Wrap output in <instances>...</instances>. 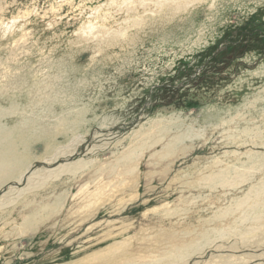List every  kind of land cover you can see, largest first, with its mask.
Segmentation results:
<instances>
[{
	"label": "rangeland",
	"instance_id": "obj_1",
	"mask_svg": "<svg viewBox=\"0 0 264 264\" xmlns=\"http://www.w3.org/2000/svg\"><path fill=\"white\" fill-rule=\"evenodd\" d=\"M148 1L0 0V125L91 160L0 187V264H264V0Z\"/></svg>",
	"mask_w": 264,
	"mask_h": 264
},
{
	"label": "bare ground",
	"instance_id": "obj_2",
	"mask_svg": "<svg viewBox=\"0 0 264 264\" xmlns=\"http://www.w3.org/2000/svg\"><path fill=\"white\" fill-rule=\"evenodd\" d=\"M148 1V0H147ZM159 1V0H158ZM165 0H163V2H164ZM146 2V1H145ZM148 2H150V1H148ZM151 2H153L152 0H151ZM157 2V1H156ZM162 2V3H163ZM169 2V1H168ZM171 2V1H170ZM119 3H120V1H119ZM155 3V2H154ZM143 4H144V0H143ZM165 4V3H164ZM149 5V4H148ZM154 5H156V4H154ZM159 5V4H158ZM126 6V5H125ZM129 6V5H128ZM131 6V5H130ZM157 6V5H156ZM160 6V5H159ZM150 7V6H149ZM162 7V6H161ZM151 8H153V7H151ZM156 8V7H155ZM125 9V8H124ZM131 10V9H130ZM151 10V9H150ZM159 10V9H158ZM157 10V11H158ZM123 12V11H122ZM134 12V11H133ZM155 12V11H154ZM145 14H147V13H145ZM140 15H142V14H140ZM136 16V15H135ZM138 23V22H137ZM96 24H97V22H96ZM102 29V28H101ZM108 30V29H107ZM118 30V29H117ZM8 32V31H7ZM94 33V32H93ZM101 33H102V31H101ZM14 34V33H13ZM103 34V33H102ZM128 34V33H127ZM12 35V34H11ZM10 35V36H11ZM88 35V34H87ZM23 37V36H22ZM26 37H27V35H26ZM24 38V37H23ZM27 40V39H26ZM25 41V40H24ZM19 42H20V39H19ZM27 42H28V40H27ZM29 42H30V40H29ZM15 43V45H16V42H14ZM18 43V42H17ZM16 47V46H15ZM17 47H20V45L19 46H17ZM23 47H24V45H23ZM2 50V49H1ZM14 51V50H13ZM2 52V51H1ZM16 52V51H15ZM15 52H14V54H15ZM3 53V52H2ZM5 55V54H4ZM12 55V54H11ZM19 56V55H18ZM20 57V56H19ZM1 60H3V59H1ZM6 60H8V58L6 59ZM15 60V59H14ZM10 61V60H9ZM8 61V62H9ZM2 63V62H1ZM11 63V62H10ZM6 64V63H5ZM1 66H3V64H0ZM8 65V64H7ZM9 66V65H8ZM11 67H13V66H11ZM6 68V67H5ZM7 69V68H6ZM11 69V68H10ZM5 70V69H4ZM16 70V69H15ZM0 74L2 73V71L3 70H1L0 69ZM10 72L12 71V70H9ZM5 72H6V70H5ZM12 75V74H11ZM1 77L3 76V75H0ZM7 77V76H6ZM10 77V76H9ZM13 77V76H12ZM16 79H17V77H15ZM11 81V80H10ZM17 81V80H16ZM2 82V80L0 81V83ZM14 82H15V80H14ZM25 82H27V80L25 81ZM12 83V82H11ZM16 83H19L18 81L16 82ZM5 84H6V82H5ZM4 84V85H5ZM9 83H8V81H7V85H8ZM1 85H3L2 83H1ZM3 85V86H4ZM7 85H5V86H7ZM14 86V85H13ZM2 89H3V87H1ZM5 88V87H4ZM7 88H8V86H7ZM1 89V90H2ZM6 89V88H5ZM0 90V91H1ZM3 92H4V90H3ZM14 92V91H13ZM11 94V93H10ZM16 95H18V94H16ZM1 98H2V96H0ZM17 99V98H16ZM9 104V103H8ZM14 104V103H13ZM15 105V104H14ZM11 106V105H10ZM2 108V107H1ZM42 109V108H41ZM1 110V109H0ZM44 110V109H43ZM3 111V110H2ZM4 112V111H3ZM3 112H1V114L3 113ZM43 112V111H42ZM46 112V111H45ZM50 112V111H49ZM9 113V112H8ZM40 113V112H39ZM16 114V113H15ZM9 117H11V116H9ZM4 118H5V116H4ZM70 118V117H69ZM73 119V118H72ZM68 120V119H67ZM26 121H28V120H26ZM30 121V120H29ZM63 121V120H62ZM2 123V122H1ZM23 123H25V122H23ZM26 124V123H25ZM38 124V123H37ZM5 125V124H4ZM4 125H0V187H2V186H4L6 183H8L9 181H12V180H18V181H21V179H22V182L21 183H26V186H25V188H29L28 190L26 189L25 191H21L22 193H24V192H28L30 189H35V187L37 186V185H40V184H43L44 182H46L47 180H49V179H51V178H53V177H60L61 175H65V174H69V175H75V174H77L78 172H80L82 169H84V168H86L87 166H89V164H90V162H91V160H86V159H80V160H78V161H72V162H65L64 164L63 163H58L57 165H55L52 169H49V171H47V175H44L43 173H42V171H40L39 169H37V167H35L34 165H30V162H32V160L30 159V158H32V157H29V155H30V153H26L27 155H25V154H23V150H26V148H27V145H25L24 147V149L22 150L20 147H18L16 144L18 143V139H15V137H10V135H12V136H14L15 134H12V131H10V130H8L7 128H6V126H4ZM34 125H35V123H34ZM36 126H38V125H35V127ZM146 126V125H145ZM22 127V126H21ZM20 127V128H21ZM25 127V126H24ZM28 127V126H27ZM31 127H33V125L31 126ZM11 128H13V127H11ZM16 128H18V126L16 127ZM19 128V129H20ZM26 128V127H25ZM143 128V127H142ZM18 129V130H19ZM12 130H14V129H12ZM72 130V129H71ZM140 129H138L137 131H135L133 134H134V137H133V142H134V139L135 138H137L138 137V135H141V134H143L144 135V133L146 132V129H141L140 131H139ZM256 130V129H255ZM16 131V130H15ZM31 131H33V130H30V132ZM149 131V129L147 130V132ZM258 131H260V130H258ZM9 132H11V134L9 135ZM34 132V131H33ZM63 132V131H62ZM13 133H14V131H13ZM17 133V132H16ZM149 133V132H148ZM147 133V134H148ZM260 133V132H259ZM32 134V133H31ZM34 134H35V132H34ZM33 134V135H34ZM248 134V133H247ZM255 134V133H254ZM258 134V133H257ZM256 134V135H257ZM262 134H264V133H262ZM19 135V134H18ZM70 135V134H69ZM155 135V134H154ZM17 136V135H16ZM19 138L21 137V136H18ZM25 136H23V138H24ZM32 137V136H31ZM34 137V136H33ZM33 137H32V139H33ZM129 137V136H128ZM145 137V136H144ZM154 137V136H153ZM23 138H20V139H23ZM26 138V137H25ZM29 138V137H28ZM28 138H26V139H24V140H27L26 142H28ZM58 138V137H57ZM145 138H147V137H145ZM19 139V140H20ZM142 139H143V136H142ZM153 139V138H152ZM259 139H261V138H259ZM29 140H31V139H29ZM76 140V138H74V136L70 139V141H72V142H74ZM140 140V139H139ZM138 140V141H139ZM144 140V139H143ZM146 140V139H145ZM141 141V140H140ZM139 141V142H140ZM20 142H22V144L24 145V141H21L20 140ZM19 142V143H20ZM33 142H34V140H33ZM32 142V143H33ZM40 142V141H39ZM139 142H137V143H139ZM145 142V141H144ZM149 142H151V141H149ZM29 143V142H28ZM27 143V144H28ZM31 143V142H30ZM35 143V142H34ZM21 144V145H22ZM134 144V143H133ZM31 145V144H30ZM33 145V144H32ZM135 145V144H134ZM138 145V144H137ZM136 146V145H135ZM143 146V145H142ZM141 146V147H142ZM31 148V147H30ZM128 148H131V149H129L128 151H126L123 155H122V159H119L118 161H120V160H130L129 158L130 157H133V156H131V155H136V151H137V148L135 147H128ZM139 148V147H138ZM147 148V147H146ZM46 150L48 151V153H49V151H50V153H52V156H55V158L57 157V158H59V157H62V156H69L70 157V155L72 156V155H74V153H75V147L73 146V145H71V147L70 148H68L67 150H65V152L64 151H61V150H54V149H52V146H48L47 148H46ZM92 150V149H91ZM27 151V150H26ZM25 151V152H26ZM125 151V150H124ZM30 152V151H29ZM35 153V152H34ZM121 154V153H120ZM139 155H140V153H139ZM138 155V156H139ZM37 156V155H36ZM40 156V155H39ZM119 156V155H118ZM117 156V157H118ZM97 157V156H96ZM163 157V156H162ZM37 158V157H36ZM43 158V157H42ZM138 158H140V157H138ZM35 159V158H34ZM65 159V158H64ZM117 159V158H116ZM133 159H135V158H133ZM258 159V158H257ZM29 160H31V161H29ZM40 160H41V158H40ZM60 160V159H59ZM94 160H95V158H94ZM98 160V159H97ZM96 160V161H97ZM58 161V159L55 161V162H57ZM100 161V160H99ZM33 162H35V161H33ZM40 162H43V164L44 165H48L46 162H44V161H40ZM115 162H116V160H115ZM126 162V161H125ZM128 162V161H127ZM124 163L125 165L126 164H128V163H133V162H128V163ZM137 162H138V160H137ZM96 163V162H95ZM99 163V162H98ZM106 163V162H105ZM111 163V162H110ZM122 163V162H121ZM135 163V162H134ZM123 164V163H122ZM137 163H135V165H136ZM30 165V166H29ZM96 165L97 164H95V166L94 167H96ZM99 165V164H98ZM122 166V165H121ZM124 166V165H123ZM132 166V165H131ZM93 167V166H92ZM100 167V166H99ZM136 167H138V166H136ZM229 167H231V166H229ZM39 168V167H38ZM108 168V167H107ZM106 168V169H107ZM127 168V167H126ZM126 168H124V169H122V170H127ZM96 169V168H95ZM95 169H93V170H95ZM133 169V168H132ZM131 169V170H132ZM219 170L221 169V168H218ZM230 169H233V168H229V169H225V170H221L220 172H218V174H215V175H212L211 177H210V181L212 180L213 182L216 180V181H221L222 183H223V185H225V184H230L231 186L232 185H235V179H236V177H237V175H240V172L238 173V174H236V171H235V173H233L232 171H230ZM92 170V171H93ZM109 170V169H108ZM134 170V169H133ZM85 171H86V169H85ZM97 172V171H96ZM101 172H104V171H101ZM107 172V171H106ZM119 172H121L120 170H119ZM133 172V171H132ZM242 172V171H241ZM84 173V172H83ZM98 173V172H97ZM96 173V174H97ZM243 173H245V172H243ZM100 174H102V173H100L99 172V175ZM128 174V173H127ZM104 175V174H103ZM102 175V176H103ZM107 174H105V176H106ZM110 175V174H109ZM243 176H244V174H242ZM113 176V175H112ZM123 176V175H122ZM121 176V177H122ZM241 176V175H240ZM104 177V176H103ZM102 177V178H103ZM109 177V176H108ZM97 178H98V176H97ZM105 178V177H104ZM209 178V177H208ZM238 178H239V176H238ZM237 178V179H238ZM242 179V178H241ZM118 180V179H117ZM244 180V179H243ZM122 180H120V183H122L121 182ZM128 181H130V180H128ZM133 181V180H132ZM143 181V180H142ZM208 181V180H207ZM211 181V182H212ZM212 182V183H213ZM120 183L118 184L119 186H121L120 185ZM123 183H125V179H124V181H123ZM126 183H127V181H126ZM133 182H131V184H130V186H132V185H134V184H132ZM217 183V182H216ZM220 185H222L221 183H219ZM218 183L216 184V185H219ZM101 185V184H100ZM99 185V186H100ZM103 185V184H102ZM101 185V186H102ZM117 185V186H118ZM124 185H127V184H124ZM135 186H136V184H135ZM225 186H227V185H225ZM225 186H223V187H225ZM122 187V186H121ZM257 187V186H256ZM259 187V186H258ZM100 188V187H99ZM103 188V187H102ZM102 188H101V191H102ZM126 188H127V186H126ZM255 187H252V189H254ZM260 190L262 189H264V184L262 185V187L261 188H259ZM125 190H127V189H125ZM100 191V190H99ZM114 191V190H113ZM107 191H105V193H106ZM115 192V191H114ZM118 192V191H117ZM122 192V191H121ZM254 192V191H253ZM29 193V192H28ZM113 193V192H112ZM111 193V194H112ZM122 194V193H121ZM257 194V193H256ZM103 195H107L108 196V194L106 193V194H103ZM110 195V194H109ZM7 196V195H6ZM20 196V195H19ZM13 197V196H12ZM22 197V196H21ZM24 197V196H23ZM103 197V196H102ZM106 197V196H105ZM116 198V197H115ZM261 198V197H260ZM2 199V198H1ZM0 199V200H1ZM19 199V198H18ZM102 199V198H101ZM19 201V200H18ZM111 201V200H110ZM0 202H2L3 203V201H0ZM14 202V201H13ZM13 202H12V204H13ZM5 203V202H4ZM23 203H24V201H23ZM107 203V202H106ZM256 204H257V202H255ZM260 203H263V202H260ZM259 203V205H261ZM9 204H11V201H9L7 204H5L4 206L5 207H1L0 208V218L2 217V215L3 214H5V210H7V208H6V206H8ZM17 204H19V203H17ZM108 204V203H107ZM3 205V204H2ZM15 205V204H14ZM259 205H256L255 207H257V206H259ZM12 206V205H11ZM251 207V206H250ZM11 208V207H10ZM251 208H253V207H251ZM263 208V207H262ZM225 209V208H224ZM233 210V209H232ZM237 210V209H236ZM235 210V211H236ZM223 211V210H222ZM230 211V210H229ZM229 211H227V212H229ZM250 211V210H249ZM224 212V211H223ZM234 212V211H233ZM253 212V211H252ZM13 213V212H12ZM11 213V214H12ZM230 213H232L231 211H230ZM248 212H246L245 214H247ZM7 214H9L8 212H7ZM229 214V213H228ZM6 215V214H5ZM221 215V214H220ZM44 216V215H43ZM5 217V216H4ZM3 218V217H2ZM259 218H261L260 217V214H256L255 212H253V214H252V219L254 220V219H256V222H257V220L259 219ZM6 219V218H5ZM5 219L3 220V222L5 221ZM10 220V219H9ZM13 220V219H12ZM252 220V221H253ZM2 221V220H1ZM10 223V222H9ZM8 223V224H9ZM10 225V224H9ZM4 226V225H3ZM260 226H264V225H260ZM2 227V226H1ZM3 228V227H2ZM1 228V229H2ZM259 228V227H258ZM3 230V229H2ZM10 231V230H9ZM217 231V230H216ZM261 231V230H260ZM205 236H208V235H205ZM204 236V237H205ZM211 236V235H210ZM220 236V235H219ZM202 238H203V236H202ZM213 238H215V237H212V239ZM202 241V240H201ZM193 243V242H192ZM192 243H190V245L189 246H191V244ZM180 245V244H179ZM188 245V244H187ZM182 246H184V245H182ZM188 246V248H190L191 249V247H189ZM179 247V246H178ZM185 248H187V247H185ZM174 249V248H173ZM180 249V250H179ZM179 249H175V250H173L174 251V257H175V255L177 254H179L180 253V251L182 250V247L181 248H179ZM184 249V248H183ZM190 249H188V250H190ZM172 250V249H171ZM187 250V249H186ZM188 250H187V252H188ZM172 251V252H173ZM186 251H184L183 253H187ZM172 254V253H171ZM180 254H182V253H180ZM180 254L178 255L179 257H180ZM172 256V255H171ZM170 256V257H171ZM183 256H185V255H183ZM183 256H182V258H183ZM99 257V256H98ZM166 257H167V255H166ZM177 257V256H176ZM175 257V258H176ZM161 258V257H160ZM181 258V259H182ZM159 259V258H158ZM165 259V258H164ZM157 260V259H156ZM161 260V259H160ZM159 260V261H160ZM162 260H163V258H162ZM165 260H169L168 258H166ZM178 260H180L179 258H178ZM155 261V260H154ZM164 261V260H163ZM166 261V262H167ZM174 261V260H173ZM157 262V261H156ZM165 262V261H164ZM170 262V261H169ZM171 262H172V260H171ZM175 262H177V261H175Z\"/></svg>",
	"mask_w": 264,
	"mask_h": 264
},
{
	"label": "water",
	"instance_id": "obj_3",
	"mask_svg": "<svg viewBox=\"0 0 264 264\" xmlns=\"http://www.w3.org/2000/svg\"><path fill=\"white\" fill-rule=\"evenodd\" d=\"M76 156V155H75ZM72 157V156H71ZM72 159V158H71ZM58 163H56V165H57ZM40 165H42V163L41 162H37L36 164H35V167H39Z\"/></svg>",
	"mask_w": 264,
	"mask_h": 264
}]
</instances>
